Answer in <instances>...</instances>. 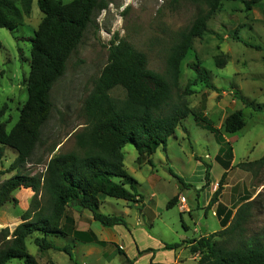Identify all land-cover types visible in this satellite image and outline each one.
I'll return each instance as SVG.
<instances>
[{
	"label": "rangeland",
	"instance_id": "rangeland-1",
	"mask_svg": "<svg viewBox=\"0 0 264 264\" xmlns=\"http://www.w3.org/2000/svg\"><path fill=\"white\" fill-rule=\"evenodd\" d=\"M60 1L67 4L73 0ZM246 1L250 0H223L220 10L208 22V33L203 39L194 40L182 63L179 85L172 87L171 99L163 108V114H166L178 106H186L208 117L233 148L232 168L225 170L223 164L226 161L217 159L222 145L215 135L189 115L183 122L186 131L177 129L175 136L168 140L166 149L159 148L150 158L152 165L144 163L139 166L135 148L132 145L125 147V168L137 182L134 190L140 197L141 206L127 208L126 201L106 197L103 201L107 203H103L100 210L103 214L123 217L129 229L138 218L142 221L153 219L155 239L165 244H176L193 236L199 238L207 232L206 227L210 232H220L230 226L237 209L247 197L251 198L250 201L255 200L253 223L248 226L247 236L264 232V167L251 166L264 156V110L254 111L236 97L239 93L255 104L264 105V0H259L251 8H247ZM103 6L106 8L103 9ZM202 10L204 7L190 0H98L92 22L68 59L64 75L51 91L52 111L41 128L39 141L30 158L25 164L15 166L16 153L4 148V156L0 159V186L18 174L41 176L52 157L78 152L75 136L86 125L84 102L108 64V48L113 38L125 39L136 50L145 53L149 69L172 83L168 74L171 50L182 34L192 27ZM44 18L37 0H34L30 16L24 18L19 29L12 33L0 28V121L6 125L8 132L18 123L28 100L30 40ZM234 34L249 46L233 40ZM191 64L208 71L206 78L211 87L197 77L190 68ZM115 96L123 97L120 91ZM235 111L243 113L246 126L234 135H227L224 121ZM196 159L212 166L211 180L214 183L217 181L215 190L222 175L228 172L224 181L227 188L226 191L224 188L219 200L222 215H219L218 207L212 214L217 218L210 214V210L204 212L198 208V202L202 203L205 199L202 192L200 197L194 190H183L169 173L171 169L178 177L187 181L191 179L189 183L200 190L196 188L197 181L204 180L202 172H205V167ZM126 188L132 191L130 185ZM183 194L187 197L186 205L191 204L194 208L193 220L189 214L184 215L190 226L187 231L182 227L179 208L184 205L179 200ZM13 197L16 203L6 204L0 209V230L14 231L27 211L35 212L38 206L40 208L45 203L31 189L17 190ZM174 198V206L169 207ZM122 212H128V216H123ZM223 220L226 222L222 226ZM196 229L201 233H196ZM147 230L152 231L150 226ZM38 236L34 234L27 240L28 251L38 263H69L64 252H41L34 244ZM54 242L61 246L68 244L62 238H55ZM108 247L105 246L106 261L95 256L90 257L89 262L124 263V257ZM76 261L73 260L74 263ZM8 264L22 262L12 260Z\"/></svg>",
	"mask_w": 264,
	"mask_h": 264
},
{
	"label": "trees",
	"instance_id": "trees-1",
	"mask_svg": "<svg viewBox=\"0 0 264 264\" xmlns=\"http://www.w3.org/2000/svg\"><path fill=\"white\" fill-rule=\"evenodd\" d=\"M190 1L204 7V10L198 13L192 27L182 34L180 41L171 50L168 74L172 83L149 69L145 53L136 50L125 39L113 38L108 48V64L84 102L86 125L75 136L78 152L52 157L41 176L18 174L0 186V209L6 204L16 203L13 193L22 188L31 189L45 200L35 212L27 211L22 217V223L14 231L0 230V264H8L12 260H19L22 264H40L27 247V240L34 234L40 235L35 238L34 244L41 252L55 250L72 258L70 248L59 247L54 242L55 238L65 239L69 227L75 229L70 210H89L94 220L103 227L127 228L123 217L106 215L100 211L102 199L106 197L140 202V197L134 190L137 182L125 168V147L132 145L135 148L139 166L144 163L152 165L150 158L159 148L166 149L168 140L175 136L177 129L186 131L183 122L189 115L194 117L197 124L215 135L217 142L222 145L217 159L226 161L223 164L225 170L232 168L233 148L226 141L223 132L208 117L186 106H178L163 114V108L171 99L172 87L177 88L179 85L181 66L192 49L194 40L203 39L208 33V22L220 10L223 2ZM258 2L259 0H250L245 4L247 8H251ZM33 3L34 0H0V28L12 33L19 29L24 18L30 16ZM97 3L98 0H73L67 4L60 0H37L39 10L45 18L30 40L32 49L31 71L27 81L28 100L18 123L10 132L0 121V159L4 156V148L16 153L15 166L25 164L30 158L39 141L41 128L52 111L51 91L64 75L68 59L78 48L92 22ZM232 38L249 46L237 34ZM190 68L211 87L205 68L196 64H191ZM118 91L122 93V98L115 96ZM238 94L236 97L246 107H252L257 112L264 110V105L255 104ZM245 126L243 113L235 111L226 117L224 132L234 135ZM196 160L202 162L200 159ZM202 163L205 167V184L200 190L187 184L171 169L169 173L177 179L183 190H194L199 196L211 185L212 166ZM251 166L264 167V156L251 163ZM227 173L222 175L206 211L219 202ZM127 185H130L133 192L126 188ZM175 200L176 198L172 199L168 206H174ZM250 200L251 198L246 197L242 201L232 223L222 231L182 243L166 244L164 248L177 250L184 244H189L190 252L200 255L198 264H264V232L247 236L248 226L253 223L254 218L252 211L255 200ZM222 212L219 204V215ZM225 222H221L222 226ZM181 223L186 229L182 217ZM74 234L79 233L74 231ZM87 235L91 236L88 242L105 244L92 234ZM117 251L124 257V264H134L122 249L117 247Z\"/></svg>",
	"mask_w": 264,
	"mask_h": 264
},
{
	"label": "crops",
	"instance_id": "crops-1",
	"mask_svg": "<svg viewBox=\"0 0 264 264\" xmlns=\"http://www.w3.org/2000/svg\"><path fill=\"white\" fill-rule=\"evenodd\" d=\"M234 165V162H232ZM202 176H205V172H202ZM185 180V179H184ZM187 180H185L186 182ZM189 182H192L190 179L187 181V184H190ZM198 185L196 186L197 189H201L205 181L204 180H198ZM217 181L214 183L211 180L210 187L206 188L201 195H204V201L202 203L198 202V208L203 210L205 212V208L210 203L213 193H214V187L216 186ZM225 191L227 186L224 187ZM200 195V197H201ZM182 196H185L183 194ZM139 199V198H138ZM187 199V197H186ZM180 200V199H179ZM142 202V201H141ZM107 203V201H103L102 204ZM182 203V202H181ZM221 203L218 202L216 206H213L210 209V214H215V209L218 207V205ZM127 208L130 207H138L141 206L140 202H126ZM223 204V203H222ZM102 206V205H101ZM181 217L184 221V224L186 225V231L189 230L190 226L186 223V220L184 219V215L187 213L193 220V210L194 208L191 206V204L188 206L186 203L184 205L179 206ZM187 208L186 212L181 211L182 209ZM101 210V208H100ZM127 210V209H126ZM70 216L74 219V230H72L73 227H69L67 229L68 236L65 238L68 241V244L65 245L72 251V258L68 256L69 263L68 264H92L89 262L90 257H98L102 260H107L108 257H106V251L105 246L108 245L110 251L112 249L115 250V252L118 253L117 247L122 249L127 257L130 260L134 261V264H198L199 261V254H192L190 252V245L184 244L181 248L177 250H166L165 243L161 240L155 239V235L153 233L154 229V220L147 219L146 221H142L141 219H136V222L132 228H126L124 226H114V227H103L100 223L94 220L93 214L89 210H83L81 212L70 210L69 211ZM109 215H116V214H109ZM122 215L127 217L128 212H122ZM117 216V215H116ZM213 217L217 218L216 216L212 215ZM209 217V215H208ZM199 222V221H198ZM196 223V222H195ZM151 227L152 231H148L147 227ZM74 231L79 234H74ZM197 231V229H196ZM195 231V232H196ZM205 234H201V237L208 236L212 233H215V231L210 232L208 228L206 227ZM92 234L97 238L98 241L105 243L104 245L95 243V242H88L91 238V236L87 234ZM196 233H201L199 230ZM194 238H186L184 241H189L192 239H199L196 236H193ZM181 242V243H182ZM59 247L60 244H57ZM111 247V248H110ZM149 250H152L151 252H148ZM163 250H166L165 252ZM164 252V253H163ZM186 253V254H185ZM189 254V255H188ZM77 260L76 263L73 262V260ZM111 261V260H110ZM53 264H57L53 261ZM122 264H124L122 262Z\"/></svg>",
	"mask_w": 264,
	"mask_h": 264
},
{
	"label": "built area",
	"instance_id": "built-area-1",
	"mask_svg": "<svg viewBox=\"0 0 264 264\" xmlns=\"http://www.w3.org/2000/svg\"><path fill=\"white\" fill-rule=\"evenodd\" d=\"M180 202H182L183 204H185L187 202V199L185 196H181L180 197Z\"/></svg>",
	"mask_w": 264,
	"mask_h": 264
}]
</instances>
